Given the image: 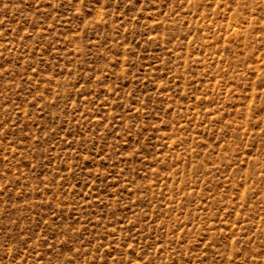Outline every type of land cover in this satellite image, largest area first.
Returning a JSON list of instances; mask_svg holds the SVG:
<instances>
[{"label":"rangeland","instance_id":"rangeland-1","mask_svg":"<svg viewBox=\"0 0 264 264\" xmlns=\"http://www.w3.org/2000/svg\"><path fill=\"white\" fill-rule=\"evenodd\" d=\"M264 0H0V264H264Z\"/></svg>","mask_w":264,"mask_h":264},{"label":"snow or ice","instance_id":"snow-or-ice-1","mask_svg":"<svg viewBox=\"0 0 264 264\" xmlns=\"http://www.w3.org/2000/svg\"><path fill=\"white\" fill-rule=\"evenodd\" d=\"M258 86L261 88V90H264V81H262Z\"/></svg>","mask_w":264,"mask_h":264}]
</instances>
